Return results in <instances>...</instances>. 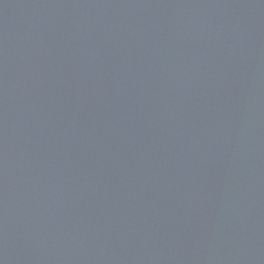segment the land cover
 Returning <instances> with one entry per match:
<instances>
[{"label":"water","instance_id":"1","mask_svg":"<svg viewBox=\"0 0 264 264\" xmlns=\"http://www.w3.org/2000/svg\"><path fill=\"white\" fill-rule=\"evenodd\" d=\"M0 264H264V0H0Z\"/></svg>","mask_w":264,"mask_h":264}]
</instances>
